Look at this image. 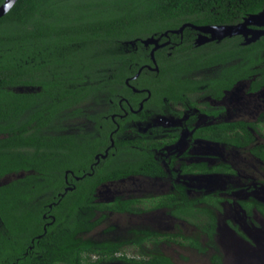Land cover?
<instances>
[{
	"label": "trees",
	"instance_id": "16d2710c",
	"mask_svg": "<svg viewBox=\"0 0 264 264\" xmlns=\"http://www.w3.org/2000/svg\"><path fill=\"white\" fill-rule=\"evenodd\" d=\"M4 2L0 0V6ZM263 9L264 0H18L0 19V181L11 176L0 183V256L20 255L33 236L44 232L42 216L50 203H58L52 212L56 220L41 241L51 246H37L43 258L35 261L83 264V252L113 255L116 249L111 245L98 247L62 233L66 227L73 232L81 209L90 205L93 180L78 183L76 192L63 198H39L48 191H63L66 170L81 175L87 168L82 161H67L80 154L75 142L50 136L47 130L58 115L69 110L79 115L81 104L134 75L135 63L148 61L140 39L185 23L235 25ZM193 33L184 30L185 42L172 57L163 49L156 51V58L161 64L173 59L194 67L223 61V52L210 61L206 51L187 43ZM131 41L138 42V49ZM226 41L228 58L245 57L249 73L259 62L254 49L264 48V37L249 45L240 44V36ZM240 120L251 122L248 117L230 122ZM259 207L264 213V204ZM35 257H27L26 264ZM170 262L168 256L155 255L149 264Z\"/></svg>",
	"mask_w": 264,
	"mask_h": 264
},
{
	"label": "flooded vegetation",
	"instance_id": "af4514ba",
	"mask_svg": "<svg viewBox=\"0 0 264 264\" xmlns=\"http://www.w3.org/2000/svg\"><path fill=\"white\" fill-rule=\"evenodd\" d=\"M194 31L186 42L201 48L199 51H206L210 61H213L215 53L223 52L222 62L194 67L192 63L178 65L173 63V59H164L161 64L156 51L166 49L167 56L172 57L173 51L185 42L184 31L155 34L160 47L154 58L151 52L155 44L146 46L143 44L145 39H140L139 43L149 52L148 61L135 63L137 71L134 75L126 78L123 85L114 86L113 90L100 96H103L102 103L106 108L92 116L93 132L69 133L61 125L60 118L65 113L54 121L53 126H58V129L52 127L47 130L50 136H62L75 142L80 154L67 161L76 165L82 161L87 168L82 169L81 175L71 169L66 170L63 191L57 195L48 191L39 198H63L76 192L78 183L93 180L90 205L81 209L74 231L66 227L62 233L66 238L74 236L98 247L106 244L116 249L113 255L104 258L98 252H83V264L113 261L149 264L155 255L168 256L170 264H173L172 258L162 248L165 243L181 246L186 243L198 253L208 255L211 264H222L223 253L217 241L218 217L231 199L218 190L205 193L201 191L204 188H200L197 193H192L188 182L223 183L229 175L237 172L232 169L229 153L236 149L246 152L247 158L261 161L260 180L264 183V48L254 49L259 62L247 73L245 57L228 58L225 45L229 37L199 45L200 32ZM240 37V44L245 45L244 37ZM137 44H132L134 50L138 49ZM247 117L251 122H230L233 118ZM131 178L171 179L173 186L170 192L147 198L144 206L163 209L175 218L192 221L197 229L191 236L181 235V241L171 235L130 228L126 240L106 238L94 241L91 234L97 227L109 223L114 215L133 214L135 208L144 203L142 198L133 195L120 194L109 200H101L97 196L101 185ZM54 204L58 203L48 204L47 211L43 213L44 232L31 238L22 255H18L19 252L15 256H0V264H26L27 257L33 254L36 257L31 264H41L35 261L41 257L36 248L39 245L51 246L50 242L42 243L41 240L49 234L48 228L56 220L52 213ZM239 204L247 215L264 216L259 207L264 201L256 197L239 200ZM184 207L187 212L182 210ZM232 226L246 237L237 224ZM106 229L114 231L111 225ZM53 243L56 242H52V246ZM130 243L140 251L138 256L125 253L124 246ZM58 264L69 263L62 261Z\"/></svg>",
	"mask_w": 264,
	"mask_h": 264
},
{
	"label": "rangeland",
	"instance_id": "374dc122",
	"mask_svg": "<svg viewBox=\"0 0 264 264\" xmlns=\"http://www.w3.org/2000/svg\"><path fill=\"white\" fill-rule=\"evenodd\" d=\"M102 100L103 96H99L81 104L79 106L81 115H72L70 110L65 112L60 118L61 125L69 133L93 132L92 116L98 110H102L101 108H106ZM229 153L232 169H236V174L229 175L223 183L189 181L188 186L192 193H197L200 188H204L201 191L205 193L218 190L231 199L223 206V212L218 217L217 241L223 253L222 264H264V216L247 215L239 204V200L250 196L264 201V183L260 180L262 174L259 169L261 161L253 157L247 158L246 152L236 149ZM8 181L6 179V183ZM172 186L173 181L169 178H131L103 184L97 191L99 199L109 200L125 194L142 198L144 203L138 205L133 214L114 215L109 223L97 227L91 237L96 242L106 238L126 240L127 231L130 228L147 229L159 235H171L181 241H183L181 235L190 237L197 229L192 221L175 218L163 209L144 206L147 198L163 196L170 192ZM234 224L239 226L246 237L241 236L234 229L232 226ZM108 225L113 226L114 231L106 229ZM162 248L172 258L173 264H211L208 255L198 253L186 243L183 246L178 243H165ZM124 251L130 256H138L140 253L137 247L132 246V243L125 245ZM105 264L123 263L113 261Z\"/></svg>",
	"mask_w": 264,
	"mask_h": 264
},
{
	"label": "water",
	"instance_id": "95a60500",
	"mask_svg": "<svg viewBox=\"0 0 264 264\" xmlns=\"http://www.w3.org/2000/svg\"><path fill=\"white\" fill-rule=\"evenodd\" d=\"M18 0H5L0 6V19L4 17L14 7ZM186 27H191L194 30L200 32L197 39V44L202 45L206 42L213 40H222L227 37L242 36L244 37L245 45H249L258 41L264 36V9L256 14H251L246 17L241 23L235 25H204L197 26L191 23H185L182 27L177 30H172L173 33H182ZM169 31L165 32L164 35H168ZM136 41H131V44H135ZM159 39L154 36L143 40V44L146 46L155 44L154 49L151 52L154 58L155 51L160 47L158 44ZM6 179L10 180L11 176L4 178L0 181L1 184L6 183Z\"/></svg>",
	"mask_w": 264,
	"mask_h": 264
}]
</instances>
